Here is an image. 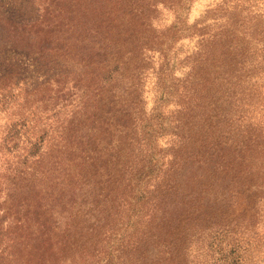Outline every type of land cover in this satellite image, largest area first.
I'll return each mask as SVG.
<instances>
[{
  "label": "trees",
  "instance_id": "obj_1",
  "mask_svg": "<svg viewBox=\"0 0 264 264\" xmlns=\"http://www.w3.org/2000/svg\"><path fill=\"white\" fill-rule=\"evenodd\" d=\"M33 1L0 0V103L11 92L4 81L24 68L20 59L8 64L6 48L24 49L27 40L39 47L35 57L23 55L34 69L49 51L53 59L68 61L53 80L59 107L53 122L47 125L40 113L24 107L9 128L10 137L22 140L25 160L40 156L38 166L45 159L41 148L50 143L39 177L46 179L41 189L48 184L44 194L53 206L34 226L19 218L7 224L0 232L9 243L0 246V264H264V131L244 108L241 93L232 90L239 79L170 78L172 85L163 86L158 100L176 97L174 114L155 110L144 116L141 64L133 65L131 76L125 73L131 60H142L145 36L124 34L131 46L121 55L120 49L104 55L101 29L108 20L99 0H84L89 7L82 11L76 4L83 0H75L68 20L52 0ZM218 19L214 31L201 34L195 57L199 64L208 62L207 46L218 45L209 65L221 69L246 54L238 39L254 32L244 20H237L236 28L229 19ZM43 83L22 88L25 99L45 90ZM159 131L175 137L163 151L167 158L150 146ZM129 148L135 165L117 159ZM21 163L26 172L27 161ZM108 163L118 174H107L104 183L114 188L102 192L92 177ZM42 199L23 201L26 211L31 212L30 202L35 216L45 217ZM17 242L24 255L8 252Z\"/></svg>",
  "mask_w": 264,
  "mask_h": 264
},
{
  "label": "rangeland",
  "instance_id": "obj_2",
  "mask_svg": "<svg viewBox=\"0 0 264 264\" xmlns=\"http://www.w3.org/2000/svg\"><path fill=\"white\" fill-rule=\"evenodd\" d=\"M38 1L41 4L44 0H34L33 2L37 4ZM85 1L89 3V0ZM99 1L100 8L104 12L103 17L108 20L101 29L102 35L106 36L103 37L106 45L104 55L108 53L111 56L112 54L116 55L119 49L118 54L121 55L125 49L131 46L130 40L125 42L127 37L124 34L128 35L134 31L146 38L141 54L142 60L139 61L137 58L131 60L128 64L130 67L125 73V76H131L135 73L133 65L141 64L139 93L140 110L145 113L144 116L150 115L155 110L162 111L168 117L174 114L176 97H169L168 101L160 102L158 100L163 86L172 85L170 78L173 81L181 80L185 76L223 75L229 76L232 78L231 80L239 79V84L232 90L241 93L244 99V108L248 110L250 116L258 119L260 127L263 128L262 132L264 131V0ZM74 2L76 3L75 0H52V6L61 7L63 14L67 16L65 20H68L72 16V9L75 7ZM87 7L89 5L84 0L82 4H76V9L80 11ZM219 15L229 19L236 25V28H238L239 22L236 21L244 20L246 21L245 26L248 27L246 29L250 30L251 33L254 32L253 37L238 39L241 42L239 44L246 48V54L240 60L225 63L226 67L221 69L209 65L210 62L214 61L215 56H218L221 49L218 45L207 46L206 53L211 56L208 62L199 64L195 57L199 53L198 41H200L201 34L209 30L214 31L219 26ZM130 16L135 17L133 24L129 22ZM27 42V44H23L24 49L13 46V48H6L5 50L8 64L20 59L24 68H20V71L17 70L14 73L15 77L11 76L13 84L11 81H4L6 82L4 83L5 91L11 85L9 94L12 98L9 100L8 94L5 102L0 103V232L2 233L5 232L4 228L12 219H25L29 222L26 226L41 223L49 217L53 206L51 198L48 197V194H44V191L49 190L46 187L48 184L45 185L44 189H41V185L47 183L46 179L41 181L39 177V169L48 159L46 151L50 143L47 142L41 148L43 153L45 151L43 154L45 159H43V164L38 166L40 164L37 162V158L40 156H28L29 158L25 160L26 148H24L21 139L17 140L9 136V128L24 107L40 113L47 125L53 122L51 114L56 108H59L57 107L58 104H55L54 89L56 84L53 80L56 72L67 70L68 61L66 59H53L49 51V53L45 52L43 57L36 59L37 68L34 69V64L31 65L28 61L23 60L25 58L23 55L25 52L34 54L39 47L35 49L33 43L28 40ZM126 45L129 46L126 47ZM201 52L203 54L204 50ZM108 63L112 64V60H108ZM2 70L3 68H0V72ZM206 71H208V75H206ZM43 81L44 83L40 87L47 86V88L35 92L29 100L25 99L22 88L29 90ZM121 99L124 101L125 95ZM154 137L156 139L150 143V146L154 145L158 155L167 158L169 154H164L163 151L173 145L172 142L175 141V137L170 133L166 134L161 131L156 133ZM262 140L264 147V138ZM102 144L105 145V140L100 142L101 148H103ZM97 145L99 146V144ZM130 149H128L129 152L126 156L120 155L117 158L119 162H122L121 164H136L135 160L128 158L135 154V151L131 153ZM23 160L27 161L26 172H24V164L21 163ZM262 162L264 163V156ZM108 173L118 174V171L108 163L104 170H98L92 177L97 184L96 188L103 186L102 192H109L114 188L113 184L108 186L104 183ZM38 197L43 198L42 202L48 210L45 217L35 216L37 215L35 214L36 211L30 202L28 208L34 212H28L26 211L27 208L24 207L26 203L24 204L23 201H28V198L36 200ZM76 199L79 200L80 198H74V200ZM3 238L4 235H0V246L2 244L8 245L9 243H6ZM20 239L23 240V238ZM8 252H20L21 255H24L18 248V242L10 246Z\"/></svg>",
  "mask_w": 264,
  "mask_h": 264
}]
</instances>
